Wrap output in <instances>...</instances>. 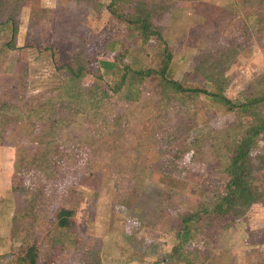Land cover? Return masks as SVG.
<instances>
[{"label":"trees","instance_id":"obj_1","mask_svg":"<svg viewBox=\"0 0 264 264\" xmlns=\"http://www.w3.org/2000/svg\"><path fill=\"white\" fill-rule=\"evenodd\" d=\"M25 1L12 0L11 11L5 9L8 1L0 3V26L10 22L12 29L10 40L0 47V62L9 52L30 47L27 44L21 49L16 44L17 17ZM248 1H241L244 10L254 6ZM71 2H80L98 15L105 10L112 36L121 35L129 46L151 42L160 51L165 67L162 71L156 67L135 70L116 56L122 74L103 88L96 81L103 78V69L113 64L99 61L93 50L84 52L86 44L69 51L68 58L52 45L47 49L61 86L27 96L26 69L17 67L11 83L0 87V147L7 146L16 135L24 136L32 146L17 151V174L27 179V183H12L17 199L12 237L18 246L0 255V264H101V243L83 234L74 219V203L80 194L61 191L64 185L67 189V184L81 181L73 176L74 165H116L131 173L154 153L161 157L164 170L180 175L184 172L176 162L178 151L184 147L194 165H211V172L227 179L223 189L205 188L194 211L170 208L180 222V229L169 227L165 231L176 240L171 259L198 264L203 251L187 248L193 236L214 248L223 233L236 228L248 214L260 215L264 207V155L252 153L256 139L264 142V75L253 82L249 93L239 94L235 101L225 94L231 83L225 73L236 57L248 51L244 40L249 43L260 33L253 28L257 22H264V13L247 12L249 24L247 20L241 22L235 43L222 42L227 27L223 15L205 14V35L214 32L219 36H213V44L206 39L189 72L177 81L166 75L174 57L166 38L169 14L176 9L171 4L159 0ZM87 78L95 82L85 84ZM212 108L232 112L234 120L221 130L194 135L200 113ZM117 127L122 132L120 145L130 146L122 160L117 148H109L120 137ZM98 151L106 158L101 159Z\"/></svg>","mask_w":264,"mask_h":264},{"label":"rangeland","instance_id":"obj_2","mask_svg":"<svg viewBox=\"0 0 264 264\" xmlns=\"http://www.w3.org/2000/svg\"><path fill=\"white\" fill-rule=\"evenodd\" d=\"M5 1H8L5 9L11 11L12 0H0V3ZM71 1H25L17 17L19 30L16 44L21 49L27 44L30 47L23 48V51H11L0 62V87L4 83H11L17 67L26 69L27 96L61 86L51 52L47 49L52 45L58 46L63 58H68L69 51L86 44L88 46L84 47V52L93 50V56L99 61L113 64L112 68L103 69V78L96 81L103 88L107 87L111 79L122 74L116 56H120L122 63L129 64L135 70L153 67L163 70L165 61L151 42L129 46L121 35L112 36L108 32L112 24L105 10L98 15L80 2ZM94 1L104 4L109 2ZM241 1L159 0L162 4H171L170 7L176 8L171 11L166 23V38L174 52L166 69L167 77L179 81L189 72L198 50L205 47L206 39L213 44V36H219L214 32L205 35V14L223 15L227 27L221 35L224 39L222 42L235 43L239 25L247 20V12L264 13V0H249V3L254 4L250 10H244ZM258 7L263 8L260 13L257 12ZM88 11L89 14H86ZM255 26L253 30L260 33L254 34L249 43L244 40L248 51L236 57L225 73L231 79L225 94L232 101L237 100L239 94L249 93L253 82L264 75V22H257ZM11 31L10 22L0 26V47L10 40ZM91 82L95 81L87 78L85 84ZM233 120L234 114L224 108L206 109L200 113L192 133L202 135L218 131ZM117 131L120 137L109 148H117L116 154L122 160L124 154L129 153L130 146L120 145L122 132L119 127ZM26 145L25 137L16 135L7 146L0 147V255L18 246L12 237V217L17 207L12 183L14 180L27 183V179L18 175L16 170L19 148L32 147ZM178 152L176 164L184 172L180 175L168 172L170 169L164 170L161 157L154 153L135 166L131 173L114 164H111L114 165L111 168L92 167L89 162L74 165L73 176L81 181L67 184V189L64 185L61 191L68 194V191L74 190L80 194V200L74 203V219L83 234L101 243V264H181L171 259L176 240L165 232L169 227L180 229V222L170 208L194 211L198 197L205 188L223 189L227 179L211 172V165L208 168L194 165L187 147ZM98 153L101 159L106 158L104 152ZM252 153L264 155V142L256 139ZM92 169L95 173H92ZM48 192L51 191L48 189ZM259 213L250 223L244 218L236 228L223 233L214 248L198 236H193L187 248L203 251L204 255L198 264H264V207Z\"/></svg>","mask_w":264,"mask_h":264},{"label":"crops","instance_id":"obj_3","mask_svg":"<svg viewBox=\"0 0 264 264\" xmlns=\"http://www.w3.org/2000/svg\"><path fill=\"white\" fill-rule=\"evenodd\" d=\"M259 215V214H258ZM258 215H256V216H258ZM255 218V216H253V214L251 213V214H248L246 217H245V219H248V221H249V223L251 222V220H253ZM244 220V219H243Z\"/></svg>","mask_w":264,"mask_h":264}]
</instances>
